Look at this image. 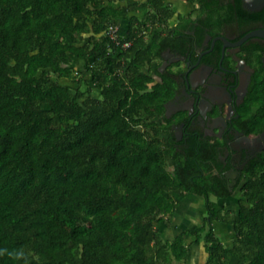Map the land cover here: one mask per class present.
I'll list each match as a JSON object with an SVG mask.
<instances>
[{
    "label": "trees",
    "instance_id": "obj_1",
    "mask_svg": "<svg viewBox=\"0 0 264 264\" xmlns=\"http://www.w3.org/2000/svg\"><path fill=\"white\" fill-rule=\"evenodd\" d=\"M116 1L0 0V249H24L28 264L185 262L190 232L164 241L157 226L193 195L204 204L192 235L205 264H264V166L232 211L218 203L231 193L196 171L193 154L176 159L148 121L167 97L149 84L172 40L146 47L144 22L129 17L171 10ZM120 20H129L125 49L104 34ZM216 225L231 228L227 244Z\"/></svg>",
    "mask_w": 264,
    "mask_h": 264
},
{
    "label": "flooded vegetation",
    "instance_id": "obj_2",
    "mask_svg": "<svg viewBox=\"0 0 264 264\" xmlns=\"http://www.w3.org/2000/svg\"><path fill=\"white\" fill-rule=\"evenodd\" d=\"M163 6L171 13L129 12L144 22L138 36L146 47L172 40L149 84L167 97L148 121L177 160L193 154L196 171L208 169L233 195L264 166V6L251 11L242 0H167Z\"/></svg>",
    "mask_w": 264,
    "mask_h": 264
},
{
    "label": "crops",
    "instance_id": "obj_3",
    "mask_svg": "<svg viewBox=\"0 0 264 264\" xmlns=\"http://www.w3.org/2000/svg\"><path fill=\"white\" fill-rule=\"evenodd\" d=\"M118 30L120 35H125L127 31V24L125 21L120 20L117 24ZM87 40V36L85 37V41ZM83 60L79 58H74L73 66L79 70L83 71ZM66 82V81H64ZM188 197V196H187ZM187 197L185 198V204L178 205L177 208L174 210V214L172 219L169 222V225L159 224L157 226L160 237L164 241H172L176 236L183 232H190L184 236V243L188 246L189 250V257L185 262H180L177 264H205L206 260V253L202 247V244H195L194 243V236L192 235L196 229L201 224V221L204 217V211L202 207H198L193 209L191 206L188 205ZM197 215V219H195ZM199 216V218H198ZM215 232L218 235L221 234V240L223 243L227 244L228 240L231 237V230L229 227H224L220 225L215 226ZM225 234L227 236H225ZM231 264L235 263V259L230 257ZM212 264H218L217 262H213Z\"/></svg>",
    "mask_w": 264,
    "mask_h": 264
},
{
    "label": "rangeland",
    "instance_id": "obj_4",
    "mask_svg": "<svg viewBox=\"0 0 264 264\" xmlns=\"http://www.w3.org/2000/svg\"><path fill=\"white\" fill-rule=\"evenodd\" d=\"M132 1H137V0H123V1H121V4H128ZM138 1L141 2L142 0H138ZM164 1H167V0H164ZM139 16H141V14H139ZM94 95H96V94H94ZM239 198H240V192L237 191L235 194L231 195L230 197L226 198L223 201H219L218 203L224 204L228 210L237 211ZM187 202H188V205L191 206L193 209H196L198 207H202V209H204V204H203L202 200L193 196V195H188ZM182 204H185V199L180 200L179 206ZM198 218H199V216H198ZM195 219H197V215H196ZM229 230H231V228H229ZM217 234H218V232H217ZM230 234H231V236H233L232 232H230ZM219 236H221V234H219ZM225 236H227V235L225 234Z\"/></svg>",
    "mask_w": 264,
    "mask_h": 264
},
{
    "label": "built area",
    "instance_id": "obj_5",
    "mask_svg": "<svg viewBox=\"0 0 264 264\" xmlns=\"http://www.w3.org/2000/svg\"><path fill=\"white\" fill-rule=\"evenodd\" d=\"M104 34L108 39L114 43L116 46H119L122 49L129 47L130 43L128 41L120 42V33L117 25H108L104 31Z\"/></svg>",
    "mask_w": 264,
    "mask_h": 264
},
{
    "label": "clouds",
    "instance_id": "obj_6",
    "mask_svg": "<svg viewBox=\"0 0 264 264\" xmlns=\"http://www.w3.org/2000/svg\"><path fill=\"white\" fill-rule=\"evenodd\" d=\"M7 256L9 259L15 261H23L24 264H28L27 253L24 249H16L10 251L8 249H0V257Z\"/></svg>",
    "mask_w": 264,
    "mask_h": 264
},
{
    "label": "water",
    "instance_id": "obj_7",
    "mask_svg": "<svg viewBox=\"0 0 264 264\" xmlns=\"http://www.w3.org/2000/svg\"><path fill=\"white\" fill-rule=\"evenodd\" d=\"M242 2L251 11H257L264 6V0H242Z\"/></svg>",
    "mask_w": 264,
    "mask_h": 264
}]
</instances>
